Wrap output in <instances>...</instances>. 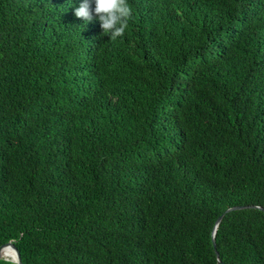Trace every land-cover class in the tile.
I'll return each mask as SVG.
<instances>
[{
  "label": "trees",
  "instance_id": "obj_1",
  "mask_svg": "<svg viewBox=\"0 0 264 264\" xmlns=\"http://www.w3.org/2000/svg\"><path fill=\"white\" fill-rule=\"evenodd\" d=\"M80 2L0 0V245L264 264V0H128L116 40Z\"/></svg>",
  "mask_w": 264,
  "mask_h": 264
},
{
  "label": "clouds",
  "instance_id": "obj_2",
  "mask_svg": "<svg viewBox=\"0 0 264 264\" xmlns=\"http://www.w3.org/2000/svg\"><path fill=\"white\" fill-rule=\"evenodd\" d=\"M73 13L76 18L85 22L96 19L102 34L107 35L110 40H116L125 34L132 8L128 0H82L73 8Z\"/></svg>",
  "mask_w": 264,
  "mask_h": 264
},
{
  "label": "water",
  "instance_id": "obj_3",
  "mask_svg": "<svg viewBox=\"0 0 264 264\" xmlns=\"http://www.w3.org/2000/svg\"><path fill=\"white\" fill-rule=\"evenodd\" d=\"M245 207H248L247 205H234L232 207H229L225 210V212L227 211H230V210H234V209H241V208H245ZM263 209V208H262ZM225 212H223L221 215H219V217L217 218L216 222H215V225H214V228H213V231H212V243H213V246H214V249H215V253L216 255L218 256V251L216 249V245H215V241H214V235H215V231H216V228L220 222V220L222 219L223 215L225 214ZM4 245H10L12 247V249L14 250L15 252V258L14 259H8V258H5L1 255L0 253V258H4L6 260H11L17 264H22L21 262V259H20V254H19V250L17 249L16 245L12 242V241H7V242H4L0 245V250L1 248L4 246ZM219 260V258H218Z\"/></svg>",
  "mask_w": 264,
  "mask_h": 264
},
{
  "label": "bare ground",
  "instance_id": "obj_4",
  "mask_svg": "<svg viewBox=\"0 0 264 264\" xmlns=\"http://www.w3.org/2000/svg\"><path fill=\"white\" fill-rule=\"evenodd\" d=\"M0 253L3 257L8 259H14L16 257L15 252L10 245H4L1 248Z\"/></svg>",
  "mask_w": 264,
  "mask_h": 264
}]
</instances>
